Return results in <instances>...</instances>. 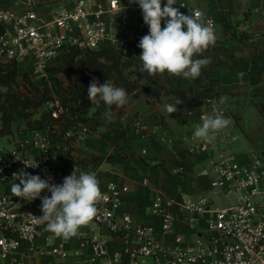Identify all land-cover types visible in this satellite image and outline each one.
Returning <instances> with one entry per match:
<instances>
[{"label": "built area", "instance_id": "obj_1", "mask_svg": "<svg viewBox=\"0 0 264 264\" xmlns=\"http://www.w3.org/2000/svg\"><path fill=\"white\" fill-rule=\"evenodd\" d=\"M33 1L27 0L31 4ZM68 1L72 8H54L48 20L41 19L35 10L14 14L0 4V23L13 25L0 37V59L27 67L35 78H46L50 66L66 50L112 49L124 55L140 40L147 27L139 5L127 0ZM161 3L163 7L167 2L161 0ZM173 7L177 8L176 4ZM125 11L129 12L128 16L123 14ZM204 18L215 28L213 18ZM204 104L211 112L227 113L215 97L206 98ZM48 111L56 123L29 129L12 148L0 154L1 261L37 264L31 255L40 250L36 240L47 231L46 224L37 218L42 215L41 199L27 201L12 194V185L19 183L14 174L24 171L42 179L51 177L50 183L62 184L75 167L77 175L84 171L76 148L88 136L89 127L74 122L62 130L69 111L58 96L48 103ZM207 116L203 113L200 117L203 120ZM134 128L143 131L144 138L148 136V128L141 121H135ZM188 151L206 159L207 165L199 175L209 178L210 190L218 197L202 193L193 198L182 189L178 197H169L156 190L150 211L161 220V227L157 229L135 222L130 212H120L122 189L115 181L108 182L101 190L103 199L97 205L98 214L86 226L106 228L123 237L126 245L123 250H111L101 236L82 238L80 246L91 249L92 262L264 264V156L257 152L244 155L219 149L213 143L194 138ZM35 164L38 166H28ZM45 195L51 194L45 190L41 197ZM218 198L225 200L226 205H221ZM183 230L193 233L186 236ZM159 236L165 240L160 241ZM76 237L79 240V234ZM59 238L52 234L47 238L46 247H50L55 258L64 260L72 253L64 242L56 241ZM74 253L79 256V251ZM124 256H128V262L123 261Z\"/></svg>", "mask_w": 264, "mask_h": 264}, {"label": "crops", "instance_id": "obj_2", "mask_svg": "<svg viewBox=\"0 0 264 264\" xmlns=\"http://www.w3.org/2000/svg\"><path fill=\"white\" fill-rule=\"evenodd\" d=\"M181 3L186 5L178 7L177 4ZM0 4L10 8L14 14L35 10L38 16L45 20L50 18L54 8L73 7L68 0H34L33 4L27 0H0ZM176 6L185 15L190 14L192 10H200L205 17L215 20V45L194 57L209 59L210 63L202 67L201 75L195 80L169 76L167 73L151 76L141 70L142 62L139 56L142 50L138 47L139 40L129 54L122 57V61L126 62V67L122 70L123 76L128 82L136 83V87L124 85L123 89L129 102L122 108L111 106L113 122L105 119L104 114L109 111L107 105L103 102L99 106L93 104L85 114V124L90 132L76 148L79 164L85 172L96 173L101 190H104L110 181L120 185L123 201L120 212H130L135 222L153 225L157 229L161 227V220L150 211L156 190L161 191L164 196L178 197V192L182 189L193 198L210 190L209 178L199 175V171L207 165L206 159L188 151L195 126L202 124L201 114L214 115V112L205 107L206 98L215 97L220 103L221 97H224L225 103L220 104L227 111L224 117L231 121L225 130L216 134L212 142L219 149L233 151L237 148L235 130L238 127L246 139H252L250 135L254 133L264 136V0H177ZM123 14L128 16L129 12L125 11ZM0 24L8 30L13 27L12 24ZM164 26L165 22H162V28ZM147 34L148 26L142 32L141 38ZM103 59L104 57L101 60L106 62ZM113 62V59H110L107 63ZM63 64V58L55 61L48 70V76L36 78L37 83L34 86L40 91L45 88L44 91L49 92V88L45 86L46 81L48 86L54 85L57 89L60 87L64 94H69V90L78 87L76 70H82L89 76L88 87L93 79L99 85L103 84L84 65L77 64L76 69H72L74 83L64 88L59 81L60 75L69 68L65 66L56 71ZM18 73V77H24L25 74L31 76L29 69L24 66H19ZM110 82L119 87L113 79ZM120 83L122 84L121 81ZM178 99L181 102L177 105V111L167 113L165 105L176 104ZM66 105L70 116L62 125V130L78 116L75 114L79 111V102L76 100L70 99ZM36 112L37 117L31 122V128L42 129L47 123H54L49 116L41 125L43 114H49L48 101ZM138 120L148 128L146 138L143 137V131L134 128V123ZM16 122L17 120L14 124ZM14 124L12 133L5 135L10 139L14 133ZM238 149L237 152L244 155L255 152L243 147ZM143 150H146V153H143ZM183 233L189 236L193 232L183 230ZM52 234L45 231L37 238L36 247L40 250L31 255L37 264H96L90 260L91 249L82 248L79 242L82 238L92 235L105 239L107 247L111 250H123L126 245L123 237L112 234L106 228L96 226L92 229L83 226L79 229V240L77 235L67 240L62 237L56 240L64 242L65 248L72 253L63 260L55 258L50 252V247H46L47 238ZM159 240L165 239L159 236ZM52 243L50 241V245ZM76 251H79V256L75 255ZM123 261L128 262V256H124ZM0 264L12 262L0 260Z\"/></svg>", "mask_w": 264, "mask_h": 264}, {"label": "clouds", "instance_id": "obj_3", "mask_svg": "<svg viewBox=\"0 0 264 264\" xmlns=\"http://www.w3.org/2000/svg\"><path fill=\"white\" fill-rule=\"evenodd\" d=\"M130 3L139 5L144 23L149 27V34L144 35L138 44L142 50L139 56L141 70L151 76L167 73L169 76L197 79L202 67L209 64L210 60L194 57L216 43L212 22L206 21L200 10H192L188 15L181 13L179 8L173 7L177 0H167L163 7L161 0H130ZM162 20L165 21L163 28ZM0 91L6 92L7 89ZM87 98L97 106L101 102L108 106L109 111L104 114L108 122L114 120L111 106L122 108L129 102L125 89L114 86L110 81L98 86L95 79L87 89ZM180 102L178 99L176 104L165 105L167 113L176 112ZM220 103H225L224 97H221ZM230 123L223 113L215 112L203 118L202 124L195 126L193 138L212 143L216 134L225 130ZM14 177L19 183L12 185V194L27 201L40 198L42 215L37 218L46 224L47 231L57 237L67 240L78 235L79 229L88 225L98 214L97 205L103 199V194L93 171H80L77 175L75 167L62 184L50 183L51 177L42 179L39 175L24 171L14 174ZM45 190L51 194L50 197H41Z\"/></svg>", "mask_w": 264, "mask_h": 264}, {"label": "trees", "instance_id": "obj_4", "mask_svg": "<svg viewBox=\"0 0 264 264\" xmlns=\"http://www.w3.org/2000/svg\"><path fill=\"white\" fill-rule=\"evenodd\" d=\"M165 1L167 2V0ZM5 31V26L0 24V37L5 33ZM111 52L115 53L110 56ZM117 54L119 56V53L112 49L82 53L78 49L71 48L69 50H66L62 55L61 58L64 59V64L62 65V67L57 68L56 71L62 70L65 66H67V68L69 69L75 70L77 64H82L88 69L90 73L98 77L103 83L105 81H111L113 79L115 83L121 85V88H124V85H131L132 87H136V83L132 84L128 82V80L123 76L122 70L124 67H126V62H123L121 60V57L118 58ZM126 54H129V52ZM80 55H82V57H79ZM105 55L113 59V64H108L107 62L101 60ZM78 57L79 60L76 61V58ZM19 66L21 65H18L15 62H9L5 67L0 66V89H7L6 92L0 91V112L2 113V127L0 131L2 136L12 133L13 124L16 120H18L17 116H20L21 118L31 117L32 114L29 115L28 113H26V111L31 108H34L35 111H37V109L48 100V91L45 90L42 94H40L39 92L41 91L34 86L28 74H25L24 78L30 81L29 87H31V89L26 85V83H24L27 89L26 92H22L18 89L20 86V82L18 80ZM76 75L78 79V87L76 89L69 90L68 96H63L62 98L60 96L65 105L70 99L79 102L78 113L75 114L74 111V114L78 116L74 117L73 121L67 124L66 127H69L74 122L86 123L87 118L85 114H87L89 108L93 105V103H91L87 98V83L89 81V76L86 73H83L82 70H76ZM120 81L122 82V84L120 83ZM14 86H17V89H14ZM57 91L58 93H61L62 88L59 87ZM39 94L43 95V97L41 98ZM49 116L50 113L48 114L47 112H45L43 114V122H41V125H43L44 122L47 121ZM51 120L54 121L52 118ZM47 124H51V122ZM47 124L45 126H47Z\"/></svg>", "mask_w": 264, "mask_h": 264}, {"label": "rangeland", "instance_id": "obj_5", "mask_svg": "<svg viewBox=\"0 0 264 264\" xmlns=\"http://www.w3.org/2000/svg\"><path fill=\"white\" fill-rule=\"evenodd\" d=\"M89 52V51H88ZM82 53H85V52H82ZM115 52H111V55L114 54ZM125 55V54H124ZM124 55H120L118 56L119 57H124ZM106 62H108L111 57H107V55L104 56ZM123 59V58H122ZM121 59V60H122ZM9 63V61H6V60H2L0 59V66L2 67H5L7 64ZM122 66V65H121ZM20 73V71H19ZM32 80V83L35 85V77H33L32 75L29 76ZM19 82H20V86H19V90H21L22 92H26L27 89H26V85L29 87V82L28 80H26L22 75H20V77L18 78ZM51 80V78H50ZM74 75H73V70L72 69H69L67 72H64L62 75H60V82L62 83L63 87L65 88V86H70L74 83ZM136 81V79H135ZM24 83H26V85H24ZM97 85H99V83L97 82ZM45 86H47L49 89V92H48V103L52 100V98L54 96H58L61 98L63 96H67L68 93H58V89L57 87H55L54 85H51V86H48L47 85V82L45 81ZM58 86V85H57ZM121 85H119L120 87ZM31 89V87H29ZM59 88V87H58ZM14 89H17V86H14ZM44 89H41L42 91L39 92L40 94H42L44 92ZM39 96L42 98L43 95H40ZM34 108H31V109H28V111H26V113H28L29 115L32 114L31 117H28V118H21L20 116H17V122L15 125V129H14V133L12 134V139H10L8 136H2L1 133H0V154L3 153L4 151L12 148V146L14 145V141L19 139L21 137V135L25 132H27L29 129H31L30 127V124L32 121H34L35 117H37V112L35 111ZM2 113L0 112V129H1V126H2ZM15 123V122H14ZM255 134V133H254ZM250 135L252 139H246L245 135L242 133L241 129L238 127L236 128L235 130V135L237 136V141L235 143V146L237 148H235L233 151L238 153L237 151L239 150L238 148L239 147H243L245 150H252V151H255L257 153H260L262 156H264V136L261 135V134H258L256 133L255 135ZM13 142V143H12ZM223 148V147H222ZM209 196L211 197H218L214 194V191L212 190H209L208 192ZM221 202V205H226V201L223 200L222 198H218Z\"/></svg>", "mask_w": 264, "mask_h": 264}]
</instances>
